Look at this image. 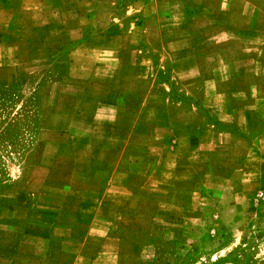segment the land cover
<instances>
[{"label": "crops", "instance_id": "obj_1", "mask_svg": "<svg viewBox=\"0 0 264 264\" xmlns=\"http://www.w3.org/2000/svg\"><path fill=\"white\" fill-rule=\"evenodd\" d=\"M17 83L42 116L0 189V264H142L154 225L184 245L188 220L264 219V188L234 202L235 177L264 183V0H0Z\"/></svg>", "mask_w": 264, "mask_h": 264}, {"label": "rangeland", "instance_id": "obj_2", "mask_svg": "<svg viewBox=\"0 0 264 264\" xmlns=\"http://www.w3.org/2000/svg\"><path fill=\"white\" fill-rule=\"evenodd\" d=\"M21 90L18 83L14 87V94L0 88V189L6 185L10 173L19 166L29 150L28 143L41 122L40 99H21L18 96ZM21 101H24L23 108H20ZM234 166L240 167L237 163ZM258 180L252 175L235 177V185L244 187L245 191L236 195L234 202L251 207L258 204V199L262 197L259 190L264 188V183ZM209 212L206 216L210 215ZM258 214L256 209L224 213V219L228 215L234 219V223L220 229L208 219L202 225L188 220L185 226L187 242L184 245L172 240L177 233L173 229L170 231L172 227L154 225V233L144 236L147 246L142 264H264V219L258 221ZM233 231L236 237H232ZM135 263L126 258L119 260V264Z\"/></svg>", "mask_w": 264, "mask_h": 264}]
</instances>
